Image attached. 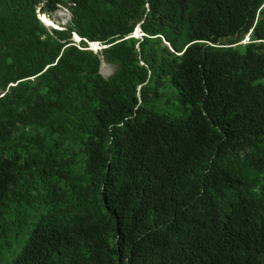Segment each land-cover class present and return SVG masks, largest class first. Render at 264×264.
<instances>
[{
    "label": "trees",
    "instance_id": "1",
    "mask_svg": "<svg viewBox=\"0 0 264 264\" xmlns=\"http://www.w3.org/2000/svg\"><path fill=\"white\" fill-rule=\"evenodd\" d=\"M0 264H264V0H0Z\"/></svg>",
    "mask_w": 264,
    "mask_h": 264
},
{
    "label": "clouds",
    "instance_id": "2",
    "mask_svg": "<svg viewBox=\"0 0 264 264\" xmlns=\"http://www.w3.org/2000/svg\"><path fill=\"white\" fill-rule=\"evenodd\" d=\"M43 6H44V4H40V5H38V8H37V11H36V15H37V18L39 19V21L41 22V24L47 29V26H49V27H51V28H53V30L54 31H59V32H63V31H65V30H67L68 29V26H69V24L72 22V16H73V14H72V11L69 9V5L68 6H61V5H59V6H57V9H59V8H65L67 11H69V19H70V21L69 22H67V23H62L63 25H64V27L63 26H60V25H57L56 23H54V21L51 19V17H50V15H52L53 14V12H55V11H57V9H55L54 11H51V12H47V11H43ZM47 13H50V14H47ZM40 14H43L42 15V17H39V15ZM47 19L49 20V21H47ZM139 27V26H138ZM137 27V28H138ZM48 30V29H47ZM53 30H51V31H49V32H52ZM137 30V29H136ZM136 33V31L134 32V34ZM133 34V35H134ZM133 35H132V37H133ZM144 35V34H143ZM249 36V38H250V41L249 42H246V38ZM143 37V36H142ZM134 38H136V37H134ZM137 39H140V38H137ZM71 41L73 42V44L74 45H76L79 49H81V50H83V49H89V50H91L89 47H92L93 46V44L94 43H90L87 39H83V38H81L76 32H73L72 34H71ZM83 43L85 44H87V46H88V48H85V45H83ZM250 43H252V32H249L245 37H244V39H243V41H242V45H247V44H250ZM95 45H97V44H95ZM98 46V45H97ZM100 47V46H99ZM100 48H104V47H100ZM102 49L100 50V52L102 51ZM92 51H94V50H92ZM95 52V51H94ZM108 64V63H107Z\"/></svg>",
    "mask_w": 264,
    "mask_h": 264
},
{
    "label": "rangeland",
    "instance_id": "3",
    "mask_svg": "<svg viewBox=\"0 0 264 264\" xmlns=\"http://www.w3.org/2000/svg\"><path fill=\"white\" fill-rule=\"evenodd\" d=\"M43 14H40L39 17H42ZM69 11H67L65 8H59L57 9V11L53 12V14L51 15V19L54 21V23H56L57 25H60V26H63L64 25L62 24L63 22L64 23H67L70 21L69 19ZM47 29L49 31L53 30V28L47 26ZM143 36V33H142V30L140 27L137 28L136 30V33L133 35V37H136V38H142ZM91 50H94L95 52H100V50L102 48H100L99 46L93 44L92 47H89ZM115 71V67L110 65V64H107L106 62L102 61V64H101V68H100V73L108 78L110 77ZM6 262V261H5Z\"/></svg>",
    "mask_w": 264,
    "mask_h": 264
},
{
    "label": "built area",
    "instance_id": "4",
    "mask_svg": "<svg viewBox=\"0 0 264 264\" xmlns=\"http://www.w3.org/2000/svg\"><path fill=\"white\" fill-rule=\"evenodd\" d=\"M250 41V38H249V36L246 38V42H249Z\"/></svg>",
    "mask_w": 264,
    "mask_h": 264
},
{
    "label": "bare ground",
    "instance_id": "5",
    "mask_svg": "<svg viewBox=\"0 0 264 264\" xmlns=\"http://www.w3.org/2000/svg\"><path fill=\"white\" fill-rule=\"evenodd\" d=\"M47 21H49V20L47 19Z\"/></svg>",
    "mask_w": 264,
    "mask_h": 264
}]
</instances>
